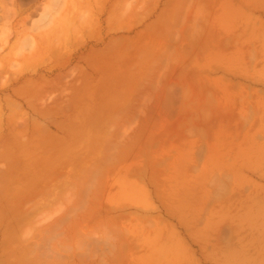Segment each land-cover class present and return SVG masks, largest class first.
<instances>
[{
    "label": "rangeland",
    "instance_id": "obj_1",
    "mask_svg": "<svg viewBox=\"0 0 264 264\" xmlns=\"http://www.w3.org/2000/svg\"><path fill=\"white\" fill-rule=\"evenodd\" d=\"M0 264H264V0H0Z\"/></svg>",
    "mask_w": 264,
    "mask_h": 264
}]
</instances>
